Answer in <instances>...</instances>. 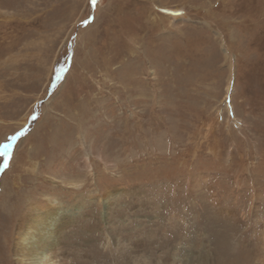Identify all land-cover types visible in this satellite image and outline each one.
I'll return each instance as SVG.
<instances>
[{
  "label": "rangeland",
  "instance_id": "obj_1",
  "mask_svg": "<svg viewBox=\"0 0 264 264\" xmlns=\"http://www.w3.org/2000/svg\"><path fill=\"white\" fill-rule=\"evenodd\" d=\"M264 264V0H0V264Z\"/></svg>",
  "mask_w": 264,
  "mask_h": 264
},
{
  "label": "bare ground",
  "instance_id": "obj_2",
  "mask_svg": "<svg viewBox=\"0 0 264 264\" xmlns=\"http://www.w3.org/2000/svg\"><path fill=\"white\" fill-rule=\"evenodd\" d=\"M60 209L34 211L20 224L13 244L15 264H60L56 260V237L47 230L54 225Z\"/></svg>",
  "mask_w": 264,
  "mask_h": 264
}]
</instances>
